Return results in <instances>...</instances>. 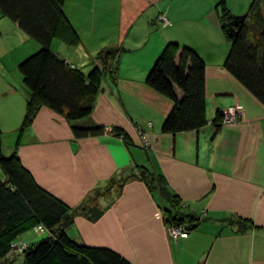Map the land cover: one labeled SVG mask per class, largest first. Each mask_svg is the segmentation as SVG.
<instances>
[{"label": "crops", "instance_id": "0c3cea01", "mask_svg": "<svg viewBox=\"0 0 264 264\" xmlns=\"http://www.w3.org/2000/svg\"><path fill=\"white\" fill-rule=\"evenodd\" d=\"M221 1L228 11H247L252 0H65L77 38L73 45L53 41L52 50L67 63L85 73L103 45L125 49L115 80L104 75L94 110L81 123L103 126L107 132L98 138L75 139L63 116L47 108L19 135L27 98L14 65L20 56L3 55V154L16 153L38 186L70 208L74 219L65 233L75 243L107 248L130 264H264V107L223 68ZM168 42L195 49L205 63L208 123L175 136L160 131L171 102L145 84ZM77 48L88 56L86 68ZM230 107L239 112L236 121L216 130L215 114ZM112 127L126 132L129 146L108 133ZM137 165L163 175L181 210L204 219L196 230L170 236L164 204L135 176ZM95 205L102 215L91 222L81 211ZM231 216L252 228L237 232L221 222Z\"/></svg>", "mask_w": 264, "mask_h": 264}, {"label": "trees", "instance_id": "16d2710c", "mask_svg": "<svg viewBox=\"0 0 264 264\" xmlns=\"http://www.w3.org/2000/svg\"><path fill=\"white\" fill-rule=\"evenodd\" d=\"M64 3L65 0H0L2 17L39 47L18 64L27 92L19 135L30 127L41 108L63 116L75 139L98 138L107 132L98 124L81 123L94 110L104 75L115 80L119 57L125 49L100 50L89 65L88 74L67 63L52 50L55 40L67 45L75 43L76 35L65 16ZM217 8L222 31L231 44L223 68L264 107V0H252L245 21L231 33L227 30L231 16L224 1ZM145 84L171 102L161 125L162 134L175 136L207 125L205 63L195 49L166 43L148 70ZM222 121L223 112H217L212 121L216 130L223 125ZM108 133L130 145L124 130L112 127ZM135 176L159 204H164L161 211L169 228H180L183 234H189L204 221L181 210V200L169 189L163 175L137 165ZM81 212L91 222L102 215L96 205ZM73 219L70 208L38 186L16 153L8 157L3 154L0 137V260L20 256L21 264H130L107 248L72 241L65 229L73 224ZM221 222L237 226V232H244L253 224L234 216ZM36 234L47 236L39 242L28 239Z\"/></svg>", "mask_w": 264, "mask_h": 264}, {"label": "rangeland", "instance_id": "374dc122", "mask_svg": "<svg viewBox=\"0 0 264 264\" xmlns=\"http://www.w3.org/2000/svg\"><path fill=\"white\" fill-rule=\"evenodd\" d=\"M72 4H73V2H72ZM246 12L247 11H229L231 17L232 16H241V15L246 14ZM7 24L10 26L11 29H8L7 32L5 33V30L7 28V26H6ZM12 25L13 24L8 19L3 18L2 15H1V13H0V63H1V59L4 57L3 56L4 54H8L10 52H13V58H17L18 56H20L18 59H14V60H18L14 64L16 66V68H17L18 67V64L22 60H24L25 58H27L31 54L35 53L36 50H38L39 47H38V45H37L36 42H34L33 40H30V38H28L25 34H21L22 32H20L16 28H13L14 26H12ZM221 28H222V24H221ZM21 35H23L22 38H20ZM223 37H224V39L222 41V49H223V52L227 54L228 51H229V48H230L231 44L226 39V37L224 36V33H223ZM55 42H59V41L55 40ZM30 45H33V47H34L33 50L32 49L29 50ZM16 49H20V50H16ZM109 49L116 50L117 47L112 48V47H109L108 45H103L102 48H101V50H109ZM31 50H32V52H30ZM77 50L78 51L76 53V57H77L76 60H77V62L84 63L85 64L84 66L86 68V64L87 63H86L85 59L88 58V56H87L86 53H85V55L82 54L78 48H77ZM22 53H23V55L21 56ZM224 53H223V55H224ZM4 61L6 62V60H4ZM91 63H92V60H91ZM10 68H11V66H10ZM17 72L19 73L18 70H17ZM88 72L89 71H85V73L84 72L83 73L84 74H88ZM16 75H17V77L19 79H21L20 74H16ZM169 234H170L171 237L174 238V236L171 235V233H169ZM46 236L47 235H44V234H39V235L36 234V235H31L29 238H31L32 241L39 242L41 239L45 238ZM27 243H29V242L27 241L26 243H23V244L26 246V245H28ZM0 264H21V259H20V256H14V257H12L10 259L8 258V260L7 259L4 260V261L3 260L2 261L0 260Z\"/></svg>", "mask_w": 264, "mask_h": 264}, {"label": "built area", "instance_id": "2783aa9c", "mask_svg": "<svg viewBox=\"0 0 264 264\" xmlns=\"http://www.w3.org/2000/svg\"><path fill=\"white\" fill-rule=\"evenodd\" d=\"M157 21L160 22L163 26H169L170 25L168 19L164 15H159L157 17ZM238 116H239V112L237 111V109L235 107H230L228 110L223 112V121L222 122H223V124L234 123ZM137 130H140V129H137ZM139 133H141V132L139 131ZM141 134H142L141 137L143 140L142 141L143 145L145 148H148L149 144L147 142V138L144 136V133H141ZM170 233H171V235L174 236L175 239H177L178 237L184 236V234L182 233V230L180 228H173V229H171Z\"/></svg>", "mask_w": 264, "mask_h": 264}, {"label": "water", "instance_id": "95a60500", "mask_svg": "<svg viewBox=\"0 0 264 264\" xmlns=\"http://www.w3.org/2000/svg\"><path fill=\"white\" fill-rule=\"evenodd\" d=\"M246 19V14L241 16H232L230 22L227 25L228 32H235V29L238 28Z\"/></svg>", "mask_w": 264, "mask_h": 264}, {"label": "clouds", "instance_id": "9594fccd", "mask_svg": "<svg viewBox=\"0 0 264 264\" xmlns=\"http://www.w3.org/2000/svg\"><path fill=\"white\" fill-rule=\"evenodd\" d=\"M171 229H173V228H171ZM185 235V234H184Z\"/></svg>", "mask_w": 264, "mask_h": 264}]
</instances>
